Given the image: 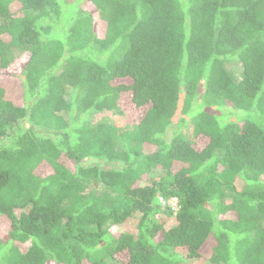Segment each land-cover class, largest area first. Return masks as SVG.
I'll use <instances>...</instances> for the list:
<instances>
[{
  "label": "trees",
  "instance_id": "obj_1",
  "mask_svg": "<svg viewBox=\"0 0 264 264\" xmlns=\"http://www.w3.org/2000/svg\"><path fill=\"white\" fill-rule=\"evenodd\" d=\"M198 258L264 264V0H0V264Z\"/></svg>",
  "mask_w": 264,
  "mask_h": 264
},
{
  "label": "rangeland",
  "instance_id": "obj_2",
  "mask_svg": "<svg viewBox=\"0 0 264 264\" xmlns=\"http://www.w3.org/2000/svg\"><path fill=\"white\" fill-rule=\"evenodd\" d=\"M228 67L232 72H234V74L236 75L237 78L241 77L240 76L241 75V64L238 60L230 61L228 64ZM14 93H15L14 95L17 98V100L19 102H22V93L20 91H15ZM90 115H89V117H91L90 119H92L94 122H96L97 120L112 121V122L118 123L121 126V128H125L126 126L127 127L131 126V123H133V121L129 120L127 117L115 114L111 111L95 113L94 115H91V116ZM229 198H230V195L227 196L226 200H229ZM155 203L160 204L162 206H170L175 211L178 208L176 199L166 200L162 196H160V197L156 198ZM175 223H176V217H175V213H174V215L171 217V219L169 221V227L173 226ZM137 224H138V215L134 216L133 218L127 220L124 223H121L119 225H115L111 228L114 231L131 233V234L137 235ZM17 245L22 252H26L30 246L29 243H21V242H18ZM178 252L180 254H186V251L182 250V249H178ZM188 263L189 264H208V260L198 258V259L189 260ZM110 264H111V262H110Z\"/></svg>",
  "mask_w": 264,
  "mask_h": 264
}]
</instances>
